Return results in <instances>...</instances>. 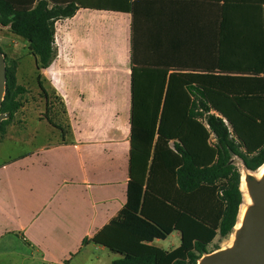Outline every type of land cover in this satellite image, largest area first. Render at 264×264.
Instances as JSON below:
<instances>
[{"label":"crops","instance_id":"1","mask_svg":"<svg viewBox=\"0 0 264 264\" xmlns=\"http://www.w3.org/2000/svg\"><path fill=\"white\" fill-rule=\"evenodd\" d=\"M48 1L78 6L55 21L56 55L38 80L42 121L62 137L0 165V252L63 264L83 251L78 264H104L97 251L106 247L92 239L127 201L133 84L147 108L158 70L217 72L220 50L258 64L264 0ZM51 95L65 123L53 120ZM167 239L166 250L176 248L180 232L149 243L165 249L157 241ZM111 253L109 264L119 257Z\"/></svg>","mask_w":264,"mask_h":264},{"label":"trees","instance_id":"2","mask_svg":"<svg viewBox=\"0 0 264 264\" xmlns=\"http://www.w3.org/2000/svg\"><path fill=\"white\" fill-rule=\"evenodd\" d=\"M77 7L0 0V25L27 40L37 69L44 70L56 55L55 21ZM225 53L219 52L217 72L158 70L147 108L133 84L127 201L92 239L119 254L111 264H197L220 248L216 240L235 231L244 199L235 158L246 171L264 164V48L253 65L229 62ZM5 63L0 111L8 118L0 123V137L27 90L17 82V61L5 55ZM173 231L181 235L176 248L149 243Z\"/></svg>","mask_w":264,"mask_h":264},{"label":"rangeland","instance_id":"3","mask_svg":"<svg viewBox=\"0 0 264 264\" xmlns=\"http://www.w3.org/2000/svg\"><path fill=\"white\" fill-rule=\"evenodd\" d=\"M0 49L2 50L5 55L8 56L9 59H15L17 61V82L23 84L26 87V93L22 96V107L16 113L13 121L8 126L7 133L0 137V165L4 161H10L13 159H17L19 157L29 155L30 153L34 152V150L39 147L43 143H48V139H52L56 141V139H60L62 137V132H59L55 137L51 134L49 135L50 130L47 125L44 123L43 116L41 112L43 111L44 107V100L39 93L38 87V80H40L42 71L37 69L35 65V58L30 53L28 49V42L27 40L19 35H16L8 30L7 27H3L0 25ZM50 107L49 111L51 112V116L53 120L58 121L60 123H65L64 114H63V105L61 100L57 95H51V100L49 102ZM43 122L37 124V122ZM30 127L29 131L25 132L26 127ZM27 127V128H28ZM34 128H39L40 132L36 135L35 139H30L29 137L34 136ZM48 133V134H47ZM49 135V136H47ZM54 138V139H53ZM235 162L238 165L240 172L243 170L244 173H257L246 171L241 163L239 162L238 158H235ZM244 192V199L242 206L240 207L242 211V215L249 206L246 200V193ZM251 203V202H250ZM244 207V208H243ZM241 217L239 218V223L241 221ZM237 225V224H236ZM234 232L230 235L227 240L218 241L216 240L215 243L220 245V248L226 247L231 244L233 240ZM16 243H24L20 238H14ZM161 247L167 249L170 247L171 243L170 240L164 241H157ZM1 250V249H0ZM112 251L108 248L104 252L100 250L97 251V254L100 256L101 260L104 264H109V259L107 256H111ZM71 254L69 253V256ZM84 256V252L80 253L77 257H74L72 260L70 258L65 260L63 264H78L79 262L85 261L82 260ZM114 256H116L114 254ZM119 256V255H118ZM73 257V256H71ZM117 257V256H116ZM115 257V258H116ZM0 264H49L45 262L42 258H39L37 253H34V257L22 260V256L12 253V254H5L0 252Z\"/></svg>","mask_w":264,"mask_h":264},{"label":"water","instance_id":"4","mask_svg":"<svg viewBox=\"0 0 264 264\" xmlns=\"http://www.w3.org/2000/svg\"><path fill=\"white\" fill-rule=\"evenodd\" d=\"M6 79L5 53L0 49V108ZM7 118L0 111V123ZM244 182L251 203L235 226L231 244L205 254L197 264H264V171L259 177L245 173Z\"/></svg>","mask_w":264,"mask_h":264},{"label":"bare ground","instance_id":"5","mask_svg":"<svg viewBox=\"0 0 264 264\" xmlns=\"http://www.w3.org/2000/svg\"><path fill=\"white\" fill-rule=\"evenodd\" d=\"M263 171H264V164L258 169V172L255 173V175H256L257 177H259V176L262 174ZM244 175H245V173H244V171L242 170V171H241V189L245 191V193H246L245 196H246L247 203L250 204L251 200H250V197H249V195H248V193H247V190H246V188H245ZM243 208H244V207H243ZM242 211H243V209L240 210L239 218H240L241 215H242ZM239 225H240V223H239V221H238V223H237L236 226L238 227Z\"/></svg>","mask_w":264,"mask_h":264}]
</instances>
